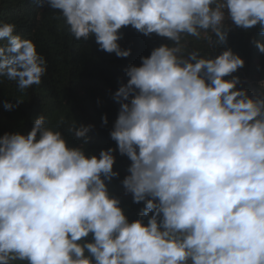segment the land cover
I'll use <instances>...</instances> for the list:
<instances>
[{
	"label": "clouds",
	"instance_id": "1",
	"mask_svg": "<svg viewBox=\"0 0 264 264\" xmlns=\"http://www.w3.org/2000/svg\"><path fill=\"white\" fill-rule=\"evenodd\" d=\"M33 2L58 10L74 39L94 37L118 58L130 55L117 43L127 26L173 46L125 70L113 94L115 150L86 156L43 114L27 135L0 137V264H264V93L237 89L232 74L244 61L230 48L212 58L185 55L181 43L205 33L215 49L227 41L226 20L264 36V0ZM0 40V78L21 93L40 85L47 64L34 43L11 23H0ZM92 127L67 131L87 144ZM114 151L131 161L125 194L143 203L132 222L106 184L118 176Z\"/></svg>",
	"mask_w": 264,
	"mask_h": 264
},
{
	"label": "trees",
	"instance_id": "2",
	"mask_svg": "<svg viewBox=\"0 0 264 264\" xmlns=\"http://www.w3.org/2000/svg\"><path fill=\"white\" fill-rule=\"evenodd\" d=\"M0 23L14 24L15 34L31 40L47 64L40 85H34L23 93L18 91L15 82L0 78V137L5 133L27 135L35 118L43 114L47 127L60 131L68 147L83 146L86 156L99 157L101 150L116 149L115 141L109 136L119 110L113 94L127 83L125 70L129 66L139 67L141 57H148L154 48L162 44L173 46L167 38L155 34L145 37L127 26L119 30L122 39L117 43L121 49L130 50V55L118 58L114 53L100 50L94 37L87 41L74 39L58 10L48 6L37 7L33 0H0ZM225 24L230 29L226 43H220L213 49L205 41V33L200 39L185 36L181 41L185 45L184 54L199 50L202 56L215 58L230 48L244 61V67L232 74L240 79L237 89H246L250 97L264 93V87L258 85L264 82V53H260L252 43L253 40L264 43V36L259 35L258 26L245 31L227 21ZM216 39L213 36V40ZM4 43L6 41L0 40V46ZM224 79L230 80L231 76ZM246 79L253 81L254 85H248L244 82ZM18 99L22 101L19 105L10 111L4 109L5 101L16 105ZM61 117L64 123L57 128ZM102 117L107 118V124L102 123ZM73 123L77 128L93 126L86 134L87 144L67 131ZM113 155V171L118 176L106 184L110 195L120 200V207L132 222L139 218L143 203L134 204L131 194H125L121 183L129 175L127 169L131 161L118 151Z\"/></svg>",
	"mask_w": 264,
	"mask_h": 264
},
{
	"label": "built area",
	"instance_id": "3",
	"mask_svg": "<svg viewBox=\"0 0 264 264\" xmlns=\"http://www.w3.org/2000/svg\"><path fill=\"white\" fill-rule=\"evenodd\" d=\"M244 82H246L248 85H254V82L253 81H251V80H244ZM259 86H262V87H264V83H260V84H258Z\"/></svg>",
	"mask_w": 264,
	"mask_h": 264
},
{
	"label": "rangeland",
	"instance_id": "4",
	"mask_svg": "<svg viewBox=\"0 0 264 264\" xmlns=\"http://www.w3.org/2000/svg\"><path fill=\"white\" fill-rule=\"evenodd\" d=\"M228 23L233 24L231 20H226ZM11 125V124H10Z\"/></svg>",
	"mask_w": 264,
	"mask_h": 264
}]
</instances>
